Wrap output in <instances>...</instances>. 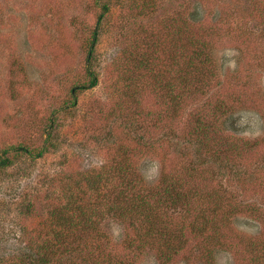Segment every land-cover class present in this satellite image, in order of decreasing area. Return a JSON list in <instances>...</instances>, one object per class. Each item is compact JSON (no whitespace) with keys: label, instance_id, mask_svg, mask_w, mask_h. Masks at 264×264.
<instances>
[{"label":"rangeland","instance_id":"obj_1","mask_svg":"<svg viewBox=\"0 0 264 264\" xmlns=\"http://www.w3.org/2000/svg\"><path fill=\"white\" fill-rule=\"evenodd\" d=\"M104 5L99 84L56 112L87 75ZM185 42L211 65L173 110L162 89L180 85ZM204 105L217 116L207 135L195 127ZM55 115L52 151L0 172V264H264V0H0V154L45 143ZM103 167L115 191L154 204L165 178L181 187L177 207L155 209L166 233L99 207L88 181ZM70 189L96 208L98 231L80 254L40 263L41 228Z\"/></svg>","mask_w":264,"mask_h":264},{"label":"trees","instance_id":"obj_2","mask_svg":"<svg viewBox=\"0 0 264 264\" xmlns=\"http://www.w3.org/2000/svg\"><path fill=\"white\" fill-rule=\"evenodd\" d=\"M107 10L108 6L104 5L103 11L98 17L97 25L93 30L92 37L88 43L87 75L84 79H81L73 85L71 90L73 100L66 101L56 109V112L69 109L71 107L70 104L73 106L76 105L78 96L83 91L92 89L99 84V74L97 70L93 68L92 60L98 42L99 30ZM191 42L193 43V41ZM181 56L184 70H182L180 85L178 84L176 86L175 83L169 81L167 86L162 89L166 94V97L170 99L173 110L176 109L175 105L178 104V102H187L189 101V98L198 95L200 91L202 92L206 84L205 82H201L202 79L200 80L199 76L202 78L208 76L209 69H207V67L211 65V56L209 51H206V47L195 48L194 50L189 43L185 42L182 46ZM205 107L206 106L204 105L203 107L196 108L199 115L195 119V127L207 135V130L214 126H210L212 115L215 118L217 116L214 110H212V107ZM57 116L58 115H55L48 123L49 130L47 133L49 138L45 143L35 147H30L29 145L22 143L5 147L0 154V172L14 166L16 161L22 157L36 160L51 152L55 146L52 132L58 123ZM191 168L192 170L194 169L193 166H191ZM100 170H103L101 174L98 173L95 178H90L88 181H93L92 186L89 189L95 196L94 200H99V207H102L104 212H109V210L115 212L116 216L121 218L126 217L127 215L132 216V213H134L135 218L146 226V236L151 238L154 235H161L162 233L167 232L166 229H162V226L159 225L155 209L158 206L177 207L179 202H181L179 200L187 198L185 193L182 195L181 187L165 178L162 185L161 199L159 200L160 203L154 204L149 201V198L145 193L136 192L135 186H132L130 191H127V189H124V191H115L114 187L116 182L108 177L109 175L106 168L103 167V169L100 168ZM56 175L61 178L60 169H57ZM57 177L55 179H57ZM121 183L122 185L125 184L124 181ZM131 183L132 182H127L126 185H130ZM71 189L58 193V206L56 205L52 208L51 216H53V221L47 223V225H44L41 228L42 230L39 235L43 241V250L40 248L36 255L39 258L40 263L48 262L61 255L70 258L74 254H80L82 250H84L83 248H86V236L90 235L92 232L98 231V227L95 224L96 219L94 218L96 208H91V202L86 203L83 198L78 196V193L74 194ZM120 192L122 193L120 194ZM126 192L128 193L126 194ZM116 193H119V195H113ZM125 195H129L128 199L125 198ZM67 197H71V199H67ZM49 227H51L50 230H48ZM83 241L85 242L83 243ZM146 242L147 241H145V243L143 242V245L146 244ZM165 242L170 243L168 241ZM137 248H140V246ZM33 262L34 261L31 262V260H24L22 264H33ZM35 262L38 261L36 260Z\"/></svg>","mask_w":264,"mask_h":264}]
</instances>
